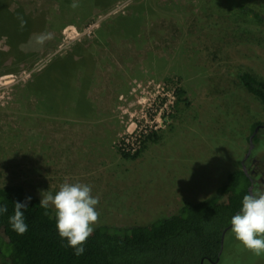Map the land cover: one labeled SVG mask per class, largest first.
Masks as SVG:
<instances>
[{"label":"rangeland","instance_id":"rangeland-1","mask_svg":"<svg viewBox=\"0 0 264 264\" xmlns=\"http://www.w3.org/2000/svg\"><path fill=\"white\" fill-rule=\"evenodd\" d=\"M239 1L0 0L40 22L43 41L0 65V188L41 200L65 181L89 184L95 225L119 228L211 197L264 119L236 76L264 80V25L236 11ZM134 24L136 39L122 30ZM0 51L10 52L6 36ZM61 64L73 95L51 102L36 78ZM234 238L220 264H264Z\"/></svg>","mask_w":264,"mask_h":264},{"label":"trees","instance_id":"trees-1","mask_svg":"<svg viewBox=\"0 0 264 264\" xmlns=\"http://www.w3.org/2000/svg\"><path fill=\"white\" fill-rule=\"evenodd\" d=\"M235 7L239 13L251 16L252 23L264 25L261 4L240 0ZM140 14L138 18L142 20ZM19 17L27 22L23 29ZM132 26L122 30L129 31L136 39L138 26ZM41 28L40 22L32 21L22 11L11 13L1 9L0 37L6 36L10 52L0 51V65L9 63L12 57L23 60L26 54L23 51L27 50L30 42L37 46L35 49L40 48L43 41L38 30ZM68 64L72 62L68 61ZM67 65L61 64L46 74H40L36 78L35 92L50 93L51 102L68 100L73 95V81L66 82L59 76L67 72ZM236 76L239 83L264 106V80L243 70H238ZM175 95L179 100L183 90L177 89ZM256 125H251L250 132ZM247 140L249 142L250 138ZM255 140L258 142L259 137ZM123 157L135 158L125 153ZM246 194L244 173L238 168L230 170L211 197L196 203L186 202L169 217L136 227L95 225L93 234L84 245V253L77 256L72 248L66 246L67 241L59 237L51 208H42L40 199L26 192L22 186L0 188V205L8 208L6 213L0 214V264H201L202 261L203 264H220L228 247L225 239L232 233L231 229L222 234L230 225L231 217L240 211ZM28 196L32 198L25 210L28 230L18 235L12 230L9 217L14 214V202H24Z\"/></svg>","mask_w":264,"mask_h":264},{"label":"clouds","instance_id":"clouds-1","mask_svg":"<svg viewBox=\"0 0 264 264\" xmlns=\"http://www.w3.org/2000/svg\"><path fill=\"white\" fill-rule=\"evenodd\" d=\"M71 7L76 8L78 4L74 2ZM18 19L23 29L27 22L22 17ZM41 195L39 204L53 211L59 237L67 241L66 246L74 250V255H82L100 215L97 210L99 197L92 195L91 185L65 181L55 193L44 191ZM31 199L28 196L24 202H14V214L9 217V224L18 235L28 230L25 210ZM7 211V205H0V214ZM230 225L235 239L245 250L257 257L264 255V186H254L243 196L241 209L231 217Z\"/></svg>","mask_w":264,"mask_h":264},{"label":"flooded vegetation","instance_id":"flooded-vegetation-1","mask_svg":"<svg viewBox=\"0 0 264 264\" xmlns=\"http://www.w3.org/2000/svg\"><path fill=\"white\" fill-rule=\"evenodd\" d=\"M256 124V127L248 135L250 141L247 140V149L238 162V169L247 178L248 193L254 186H264V119ZM255 137H259L258 142ZM229 229H231V225L224 230L223 234Z\"/></svg>","mask_w":264,"mask_h":264},{"label":"water","instance_id":"water-1","mask_svg":"<svg viewBox=\"0 0 264 264\" xmlns=\"http://www.w3.org/2000/svg\"><path fill=\"white\" fill-rule=\"evenodd\" d=\"M224 234H225V233H224ZM224 234H223V235H224ZM222 242H223V240H222ZM217 261H218V260H216V262H217ZM210 262H211V261H210ZM214 263H215V262H214ZM201 264H203V262H201Z\"/></svg>","mask_w":264,"mask_h":264}]
</instances>
